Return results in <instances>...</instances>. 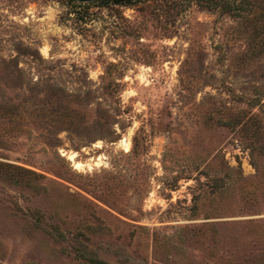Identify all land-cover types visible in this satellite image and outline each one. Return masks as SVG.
I'll return each instance as SVG.
<instances>
[{"label":"rangeland","instance_id":"obj_1","mask_svg":"<svg viewBox=\"0 0 264 264\" xmlns=\"http://www.w3.org/2000/svg\"><path fill=\"white\" fill-rule=\"evenodd\" d=\"M215 2L0 0V264H264V14Z\"/></svg>","mask_w":264,"mask_h":264},{"label":"trees","instance_id":"obj_2","mask_svg":"<svg viewBox=\"0 0 264 264\" xmlns=\"http://www.w3.org/2000/svg\"><path fill=\"white\" fill-rule=\"evenodd\" d=\"M114 3H131L133 0H112ZM249 0H245V3H242V0H216V4L218 3L219 9L222 11H227L230 12L233 15H237L239 17H244L246 18L248 14L250 16L248 17L251 20V24L253 28L257 31L258 28L263 26L262 22H258V18H261L263 16L262 11H251L250 10L253 8L252 6L254 5L252 2ZM250 4V5H249ZM257 6L258 4L255 3ZM248 9V11H246ZM82 257H85L84 255H80ZM88 258V257H85ZM89 260H91L94 264H109L99 258L96 257H89Z\"/></svg>","mask_w":264,"mask_h":264},{"label":"water","instance_id":"obj_3","mask_svg":"<svg viewBox=\"0 0 264 264\" xmlns=\"http://www.w3.org/2000/svg\"><path fill=\"white\" fill-rule=\"evenodd\" d=\"M79 1H91V0H79Z\"/></svg>","mask_w":264,"mask_h":264}]
</instances>
